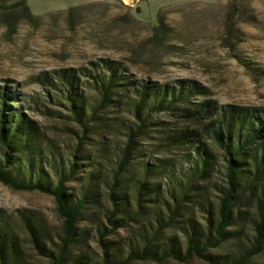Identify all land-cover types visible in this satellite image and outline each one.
Wrapping results in <instances>:
<instances>
[{
  "label": "rangeland",
  "instance_id": "374dc122",
  "mask_svg": "<svg viewBox=\"0 0 264 264\" xmlns=\"http://www.w3.org/2000/svg\"><path fill=\"white\" fill-rule=\"evenodd\" d=\"M25 1L30 13L26 6H13L18 0H0V93L13 98V106L37 123L48 164L56 163L62 172V167L69 171L70 165L77 163L68 193L80 197L91 171L100 170L108 182L101 183L97 190L101 203L93 212L100 221L80 223V241L71 248L64 264H73L71 259L80 254L87 264H264V250L243 260L254 247L259 221L255 196L250 193L233 208L226 240L209 247L205 253L209 258L187 255V218L198 224L204 240L209 239L211 244L217 240L219 207L228 188L221 151L216 152L219 171L207 183L204 204L208 208L192 205L184 209L159 239L153 238L158 226L153 213L167 219L177 205L172 195L165 194L169 205L163 203L162 210L145 211V215L136 217L139 221H130L125 228L108 219L112 210L109 184L128 142L129 130L123 126L136 123L131 107L133 90L145 85H181L191 89L192 103L212 100L218 106L264 111V0ZM73 5L79 6L68 8ZM65 7L68 9L59 10ZM107 62L114 63L131 91L119 96L117 107L101 111L99 116L105 119L99 128L98 121L82 124L75 119L67 98L77 93L95 108L98 101L93 77L108 76ZM69 70L77 79L74 93L62 80V72ZM178 114L173 110L153 111L150 122L154 131L149 130V137L140 141L136 161L165 159L179 167L184 156H194L188 148L166 150L160 146L162 130L191 126ZM45 168L55 178V170L48 165ZM162 184L165 188V182ZM0 209L14 215L19 224L17 231L26 260L54 264L31 243L22 216L39 224L48 247L57 250L63 221L55 198L39 191L15 190L0 182ZM131 209L141 211L137 200L132 201ZM104 242L117 249L114 257L108 259ZM147 244H152L154 252L174 244L181 255L178 259L136 258L126 263L130 255L141 254Z\"/></svg>",
  "mask_w": 264,
  "mask_h": 264
},
{
  "label": "trees",
  "instance_id": "16d2710c",
  "mask_svg": "<svg viewBox=\"0 0 264 264\" xmlns=\"http://www.w3.org/2000/svg\"><path fill=\"white\" fill-rule=\"evenodd\" d=\"M13 6H26L30 13L25 0H18ZM107 63L108 76L93 77L98 101L95 108L85 98L74 93L77 79L73 72H62L63 83H66L69 92L74 93L67 99L71 102L75 119L82 124L98 121L99 128L105 119L99 116L101 111L117 107L121 103L119 96L131 91L129 83L122 82L124 80L113 66L114 63ZM190 93V88L181 85L179 88L145 85L141 90H133L134 104L131 107L136 123L133 127L123 126L129 130L128 142L112 184H109L112 210L109 211L108 219L118 228H125L130 221H139L136 217L145 215V211L162 210L163 203L169 205L165 194L172 195L177 205L171 209L167 219L157 212L153 213L158 223L153 238L159 239L165 230L173 226L184 209L192 205L208 208L204 204L207 183L219 171L220 160L216 152L221 151L225 157L228 188L219 207L220 220L215 227L217 240L212 244L209 239L204 240L198 224L192 218H187V255L209 258L205 254L209 247H217L226 240V230L233 219V208L237 203H243L244 195L250 193L255 196L259 221L254 247L243 257L247 261L264 250V111L218 106L212 100L192 103ZM13 103V98L0 93V182L15 190L39 191L55 198L58 214L63 221L61 244L56 246L57 250L48 247L45 231L32 218L23 215V226L41 255L51 259L54 264H64L71 248L80 241V223L100 221L93 212L101 203L97 190L101 183L108 182L100 170L91 171L80 197L68 193L67 185L77 174V163L71 164L69 171L61 165L62 172L58 171L60 166L56 163L48 164L46 153L39 143L41 132L37 123L28 120L22 109L14 107ZM166 110L179 112V117L191 126L162 130L163 142L160 146L166 150L188 148L194 156H184L179 167L165 159L155 158L152 163L136 161L140 153V141H145L149 132L154 131L151 130V114L153 111ZM46 165L55 170V178L46 170ZM137 169L138 172H135ZM163 182L165 188H162ZM133 200H137L141 211L134 212L131 209ZM207 211L211 214L210 210ZM18 225L14 215L0 209V264H32L25 258ZM102 241L105 239L102 238ZM104 247L108 259L116 255L114 246L104 242ZM152 248V244H147L141 254L130 255L126 263L136 258L178 259L181 255L174 244L162 248L161 252H154ZM84 259L80 254L71 261L73 264H87L83 262Z\"/></svg>",
  "mask_w": 264,
  "mask_h": 264
},
{
  "label": "crops",
  "instance_id": "0c3cea01",
  "mask_svg": "<svg viewBox=\"0 0 264 264\" xmlns=\"http://www.w3.org/2000/svg\"><path fill=\"white\" fill-rule=\"evenodd\" d=\"M79 5H73V6H71V7H68V8H73V7H78ZM67 7H65V8H62V9H59V10H65V9H68ZM30 9V8H29ZM59 10H55V11H59ZM52 12H54V11H52Z\"/></svg>",
  "mask_w": 264,
  "mask_h": 264
}]
</instances>
